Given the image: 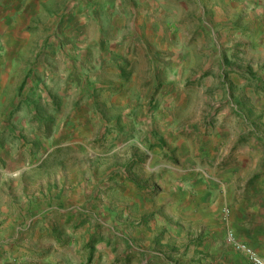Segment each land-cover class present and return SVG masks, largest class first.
<instances>
[{"label": "rangeland", "instance_id": "374dc122", "mask_svg": "<svg viewBox=\"0 0 264 264\" xmlns=\"http://www.w3.org/2000/svg\"><path fill=\"white\" fill-rule=\"evenodd\" d=\"M264 257V0H0V264Z\"/></svg>", "mask_w": 264, "mask_h": 264}, {"label": "built area", "instance_id": "2783aa9c", "mask_svg": "<svg viewBox=\"0 0 264 264\" xmlns=\"http://www.w3.org/2000/svg\"><path fill=\"white\" fill-rule=\"evenodd\" d=\"M227 241L238 251L243 253L249 264H264V257L258 254L252 247L249 245L236 240L234 234L229 232L227 234Z\"/></svg>", "mask_w": 264, "mask_h": 264}]
</instances>
